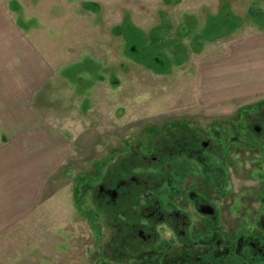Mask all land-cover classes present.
Wrapping results in <instances>:
<instances>
[{
	"label": "rangeland",
	"instance_id": "1",
	"mask_svg": "<svg viewBox=\"0 0 264 264\" xmlns=\"http://www.w3.org/2000/svg\"><path fill=\"white\" fill-rule=\"evenodd\" d=\"M0 4L52 69L32 109L53 137V149L11 151V185L5 194L0 189L6 201L0 264H101L105 225L98 216L92 220L96 207L88 191L118 155L162 148L182 130L204 139L232 131L242 147L246 116L264 115V73L254 63L256 44L248 46L251 39L264 42V0ZM225 11L240 19L236 30L195 39L209 15ZM125 20L143 32L145 47H155L166 72L129 55ZM235 164L236 176L244 177Z\"/></svg>",
	"mask_w": 264,
	"mask_h": 264
},
{
	"label": "flooded vegetation",
	"instance_id": "2",
	"mask_svg": "<svg viewBox=\"0 0 264 264\" xmlns=\"http://www.w3.org/2000/svg\"><path fill=\"white\" fill-rule=\"evenodd\" d=\"M261 114L246 116L242 147L232 131L182 130L162 148L118 155L88 191L105 225L101 264H264Z\"/></svg>",
	"mask_w": 264,
	"mask_h": 264
},
{
	"label": "crops",
	"instance_id": "3",
	"mask_svg": "<svg viewBox=\"0 0 264 264\" xmlns=\"http://www.w3.org/2000/svg\"><path fill=\"white\" fill-rule=\"evenodd\" d=\"M10 10L0 4V189L3 194L11 185L12 149H15L14 155H27V149L40 147L53 149V137L42 121L36 120L32 109V98L52 69L28 41L23 26L15 21ZM251 44H256L252 47L253 62L258 72L264 73V42L251 39L248 46ZM5 202L3 197L0 200L2 221L5 220Z\"/></svg>",
	"mask_w": 264,
	"mask_h": 264
},
{
	"label": "trees",
	"instance_id": "4",
	"mask_svg": "<svg viewBox=\"0 0 264 264\" xmlns=\"http://www.w3.org/2000/svg\"><path fill=\"white\" fill-rule=\"evenodd\" d=\"M239 25L240 19L230 11L209 15L205 20L203 28L196 35L195 39L212 41L226 33L233 32ZM121 31L129 41L127 52L132 58L147 67L152 68L157 73H164L167 71L169 66L165 61L164 64H162L159 60L155 47L149 48L144 46L145 39L142 31L133 26L132 23L127 20L121 25ZM155 62L160 63L161 66H157ZM174 63H180V57L178 55L175 56Z\"/></svg>",
	"mask_w": 264,
	"mask_h": 264
}]
</instances>
